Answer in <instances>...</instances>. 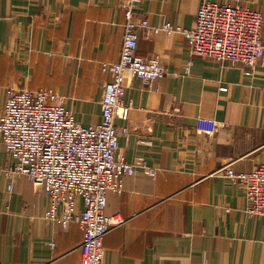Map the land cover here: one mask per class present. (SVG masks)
<instances>
[{
	"label": "crops",
	"instance_id": "obj_1",
	"mask_svg": "<svg viewBox=\"0 0 264 264\" xmlns=\"http://www.w3.org/2000/svg\"><path fill=\"white\" fill-rule=\"evenodd\" d=\"M202 1L151 0L137 19L191 30ZM222 1L261 13L264 44V0ZM122 2L0 0V114L9 88L49 90L77 122L99 124L111 79L103 66L121 55ZM138 35L139 56L159 58L166 75L128 81L129 121L115 126L129 129L119 155L146 162L155 176L137 171L120 194H108L107 216L126 224L105 237L103 264H264V219L247 214L245 191L220 173L264 165V66L246 77L241 66L191 60L178 32ZM9 166L0 138V264H80V227L47 222L45 194L26 177L8 176Z\"/></svg>",
	"mask_w": 264,
	"mask_h": 264
},
{
	"label": "built area",
	"instance_id": "obj_2",
	"mask_svg": "<svg viewBox=\"0 0 264 264\" xmlns=\"http://www.w3.org/2000/svg\"><path fill=\"white\" fill-rule=\"evenodd\" d=\"M149 1L122 2L121 55L118 63L103 66L111 79L103 88L99 124L77 122L64 99L49 90L9 88L0 114V138L10 160L8 176L26 177L45 194L49 202L47 222H56L64 229L69 224L80 227V264H103L105 237L126 224L120 215L107 216L108 194H120L123 179L137 171L155 176L146 162H129L119 155V136L128 134L129 129L115 126L116 120L129 121L126 83L140 80L153 84L166 74L159 58L139 56L138 32H178L189 43L191 60L210 58L224 67L241 66L246 77H252L257 66H264L261 13L222 0H203L194 28L183 30L166 24L160 29L150 27L147 19H137L139 6ZM227 90L221 88L222 92ZM220 173L245 191L247 214L264 219V165L250 173H238L229 165Z\"/></svg>",
	"mask_w": 264,
	"mask_h": 264
},
{
	"label": "rangeland",
	"instance_id": "obj_3",
	"mask_svg": "<svg viewBox=\"0 0 264 264\" xmlns=\"http://www.w3.org/2000/svg\"><path fill=\"white\" fill-rule=\"evenodd\" d=\"M166 71V70H165ZM166 75V74H165ZM17 88H19V87H17ZM232 167V166H231Z\"/></svg>",
	"mask_w": 264,
	"mask_h": 264
}]
</instances>
